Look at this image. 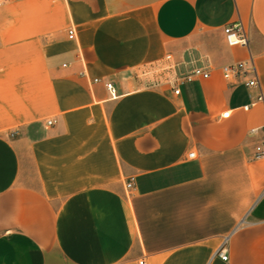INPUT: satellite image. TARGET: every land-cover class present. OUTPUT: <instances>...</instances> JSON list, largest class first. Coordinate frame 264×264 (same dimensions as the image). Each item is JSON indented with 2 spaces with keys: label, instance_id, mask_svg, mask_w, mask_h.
<instances>
[{
  "label": "crops",
  "instance_id": "0c3cea01",
  "mask_svg": "<svg viewBox=\"0 0 264 264\" xmlns=\"http://www.w3.org/2000/svg\"><path fill=\"white\" fill-rule=\"evenodd\" d=\"M168 54L209 78L137 77ZM250 59L264 92V0H4L0 264H264Z\"/></svg>",
  "mask_w": 264,
  "mask_h": 264
},
{
  "label": "built area",
  "instance_id": "2783aa9c",
  "mask_svg": "<svg viewBox=\"0 0 264 264\" xmlns=\"http://www.w3.org/2000/svg\"><path fill=\"white\" fill-rule=\"evenodd\" d=\"M4 3V0H0V7ZM224 38L225 43L229 47H243L247 48L249 45L247 33L244 28V25L241 22H235L232 24H228L224 30ZM69 40H73L75 38V30L70 29L68 32ZM181 66H184V63L177 64L174 62L171 55H166L164 60L161 64L157 66H152L150 68H146L137 74L138 78H145L152 76L153 80L155 77L162 78L165 76V79H169L171 75L173 76L172 81L175 88L174 94H179V87L185 83H191L198 80H207L210 76V73L207 69L203 67H193L191 70L178 74V70ZM222 77L229 83H236L242 81L244 87L251 93V91H256L254 98L252 99L251 103L247 106H244L242 109L247 112L252 107L257 105H262L264 107V92L261 88L260 79L257 74V70L254 64V61L250 59V62H237L233 65H226L221 68ZM156 81V80H155ZM93 82H100L99 80L95 79ZM158 82V81H156ZM104 86L107 92L111 95V97L116 96V89L112 83L104 82ZM231 113L226 111L223 113L222 118L227 119L229 118ZM48 125H52V122H48ZM252 135H261L258 142L254 146L255 153L254 158L257 160L264 159V125L252 129ZM195 153L189 154V158H194ZM127 189L131 188V183L126 185ZM227 243V239L223 242L220 249L217 251V255L223 261L228 260V255L226 253L225 245ZM140 264H144L140 262Z\"/></svg>",
  "mask_w": 264,
  "mask_h": 264
}]
</instances>
